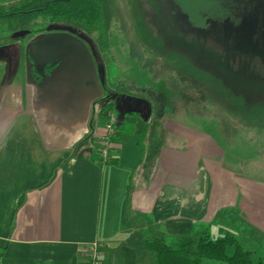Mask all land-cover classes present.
<instances>
[{"label":"crops","instance_id":"1","mask_svg":"<svg viewBox=\"0 0 264 264\" xmlns=\"http://www.w3.org/2000/svg\"><path fill=\"white\" fill-rule=\"evenodd\" d=\"M25 52L23 40L0 43V76L6 73L9 54L13 58L10 83L0 85V264H86L84 249L93 242L103 264L105 247L110 248L109 264H151L142 248L147 229L164 238L199 234L210 213L214 217L218 210L222 216V207L211 204L218 196L236 197L223 209L235 216L229 220L241 224L238 242L264 260V206L250 216L252 206L247 200L239 203V191L194 187L177 197L167 192L149 205L150 217L124 226L130 179L144 161L135 134L148 131L151 116L145 122L130 113L132 136L114 130L118 140L112 142L111 160L103 162L99 156L93 161L107 112L101 116L102 100L86 95L92 77L86 74L83 82L77 76L81 64L68 61L59 72L65 79L59 76L51 90L39 91L32 80H24ZM149 129L158 134L155 144L169 142L160 138L156 122ZM152 154L157 155L155 150ZM134 212L141 217L140 209ZM201 264L228 263L204 259Z\"/></svg>","mask_w":264,"mask_h":264},{"label":"rangeland","instance_id":"2","mask_svg":"<svg viewBox=\"0 0 264 264\" xmlns=\"http://www.w3.org/2000/svg\"><path fill=\"white\" fill-rule=\"evenodd\" d=\"M20 1L22 0L7 3ZM166 1L167 3L164 1L165 7L160 5L158 13L148 15L145 11V7L148 6L142 0H126L127 7L132 11L129 17L132 28H138L139 37H144L146 43L153 44L158 51L164 52L166 60L177 65L178 72L173 76L184 79L183 85H185L187 99H217L214 102L218 105L217 112L231 117L234 126L241 125L245 135L241 143L233 138L228 144L223 141L224 144L205 133L196 132L187 125H198L204 128L200 120L199 122L192 121L187 114H184L176 120L186 124L177 123L169 118L160 121L159 118L153 116L154 111L151 109L149 117L152 115L150 119L152 121L149 128L156 122L157 131L161 130L160 138H165L169 142H166L164 146L155 144L154 141L158 138V134L156 135L155 130L149 128L143 135L135 134L134 141L137 140L136 143L143 153L144 161L140 165L136 164L138 166L130 179L124 226L130 227L135 223L138 224L136 220L150 217L149 205L159 195L172 192L174 197H177L186 188L194 187L239 191L241 194L237 195V199H240L239 203L247 200V203L252 206V210L249 207V215L252 216L253 209L257 210L264 206V103L256 104L249 109H241V106L249 97L259 96L264 101L262 34L257 33V42L261 47L251 54L247 50L242 51V48L229 50V44H225L221 39L213 42L212 37L204 42L198 39L200 42H196L197 46L189 38L195 27L191 18L197 24L203 21L206 25L209 20L213 24L219 16L227 17L229 14L226 13L230 12V9L225 8L226 4L223 0ZM157 2L159 3L160 0ZM167 5L168 9L170 7L172 10L168 11ZM236 14L238 16V13ZM216 17L218 18L215 19ZM48 26V21L40 14L28 29L22 30L27 31L26 33H29L27 37H29L32 33L39 32ZM17 31L20 30L11 32L7 22H0V43L6 39L19 38L13 36ZM58 31H66V29L60 28ZM44 32L45 30L42 33ZM193 35L191 38H199ZM175 41L180 44H176ZM91 42L95 47V56L101 63L103 72L100 67H96V80L89 83L86 95L96 94L98 90L94 89V85L96 87L98 85L101 95L107 97L114 92L110 89V85L112 86L119 75L112 64L109 63L107 66L105 63L104 65L101 53L97 50L94 41L91 40ZM232 45L235 47L234 43ZM25 58L24 53V80L31 69V66L26 67ZM10 78L9 74L3 72L0 76V85L9 84ZM29 89L32 90L31 87ZM220 99L226 100L228 106L219 102ZM232 106L242 112H233ZM232 130L237 129L232 128ZM131 134L133 133L127 134V137L132 136ZM153 150L157 153L154 157ZM235 198L234 196L213 198L215 201L211 204L221 206L223 213L220 216L217 210L214 212V217L210 213L208 220L201 223L202 232L207 233L212 239L224 234L239 238L241 224L229 220L230 217L235 216L231 211L227 213V208L223 209V206L233 205ZM134 209H140L141 217H137ZM229 213L231 214L228 217ZM261 213L264 214V212ZM213 229L218 232H213ZM149 235L158 234L152 232ZM178 239L176 235H168L165 238L167 243L176 242ZM111 246L109 244V247ZM109 249L106 247L103 249L106 264H109ZM232 251L233 248L230 247L228 252ZM255 257L261 258L257 254Z\"/></svg>","mask_w":264,"mask_h":264},{"label":"trees","instance_id":"3","mask_svg":"<svg viewBox=\"0 0 264 264\" xmlns=\"http://www.w3.org/2000/svg\"><path fill=\"white\" fill-rule=\"evenodd\" d=\"M164 1L167 3L166 0H160L159 3L157 0H142L148 6L145 7L148 15L158 13L160 5L165 7ZM223 2L226 4L225 8L230 9V12L226 13L229 15L216 17L215 19H218L213 24L209 20L206 25L203 21L197 24L191 18L195 27L191 31L192 36L189 33V38L197 46L196 42H200L201 39V42H204L212 37L213 42L221 39L225 44H229V50L242 48V51L247 50L250 54L256 52L261 47L257 42V33L262 34L261 40L264 45V31L259 26L260 18L257 16L254 19L247 16L242 18L236 16V13H248L249 8H252L251 10L256 14H264V0H223ZM169 10L172 9L169 7ZM130 13L132 11L127 7L126 0H22L7 4L0 3V22H7L11 32L29 27L33 20L42 14L48 22L72 26L91 37L101 53L104 65L112 64L119 75L112 86L110 85L113 93L148 100L156 118L166 117L177 123L186 124L176 118L187 114L192 121L200 120L205 126L201 128L198 125L187 124L194 130L222 143L228 144L233 138L241 143L245 132L241 129V125L238 127L233 125L231 117L217 112L218 105L214 103L217 99H187L184 79L173 76L178 72L177 65L166 60L163 51H158L153 44L146 43L144 37H139L138 28L133 29L131 26ZM193 34L199 38H191ZM175 43L180 44L177 41ZM98 98L102 100L101 116H104V112L117 114L113 99L101 95V91ZM219 102L228 106L226 100L220 99ZM260 103L264 101L259 96L249 97L241 109H249ZM232 110L242 112L233 106ZM129 115L126 114L123 120L115 122L114 130L122 134L132 133L134 126L132 122L127 121ZM113 136L110 138V157L105 162L111 160L112 142L118 140L117 136ZM99 146L94 150L93 161L99 159ZM149 234L150 231L147 229L142 248L150 255L151 264H201L204 259L228 264H264L262 258L257 259L230 234L212 239L207 233L202 232L185 235L173 243H167L162 235L148 237ZM230 247L233 248L231 253L228 252ZM3 251L4 246H0V257Z\"/></svg>","mask_w":264,"mask_h":264},{"label":"water","instance_id":"4","mask_svg":"<svg viewBox=\"0 0 264 264\" xmlns=\"http://www.w3.org/2000/svg\"><path fill=\"white\" fill-rule=\"evenodd\" d=\"M60 28L66 29V31H58ZM47 31V33L32 39L25 46L26 67L30 68L31 66V69L42 77L43 82L47 80V83L42 85L33 81L39 91L51 90L50 85H53L55 80L59 79V76L65 79L63 73L59 72L63 67L62 65H65L68 61L81 64L82 68L77 70V76L79 79L83 77V82L86 74L92 77L91 80L96 79V67H100L103 72V67L95 56V47L91 42V37L69 25L51 24L47 27ZM26 32L20 30L14 33L13 36L22 37ZM47 65L51 67L49 74L44 73V67ZM72 70H76V68L73 67ZM64 74L66 78L69 77L67 71ZM27 78L31 80L30 73H27ZM50 80L51 82L48 86ZM42 86L45 87L43 88ZM94 89H97L98 92L93 94V96L98 97L100 95L98 85L97 87L94 85ZM106 98H111L115 102L117 110L116 122L123 120L126 114L130 113H138L143 120L149 118L152 106L146 99L132 95H118L116 93H111Z\"/></svg>","mask_w":264,"mask_h":264},{"label":"built area","instance_id":"5","mask_svg":"<svg viewBox=\"0 0 264 264\" xmlns=\"http://www.w3.org/2000/svg\"><path fill=\"white\" fill-rule=\"evenodd\" d=\"M105 134L102 136L99 146V156L101 161L105 162L109 159V151L111 147V136L114 132V123L116 122V115L106 113ZM84 256L86 264H103L101 252L97 243L93 242L86 245L84 249Z\"/></svg>","mask_w":264,"mask_h":264},{"label":"flooded vegetation","instance_id":"6","mask_svg":"<svg viewBox=\"0 0 264 264\" xmlns=\"http://www.w3.org/2000/svg\"><path fill=\"white\" fill-rule=\"evenodd\" d=\"M252 8H249V12L247 13H240V14H238V17H248V18H256V16L258 17V18H260V24H261V30H263L264 31V14L263 13H259V14H256V12L254 11V10H251ZM51 24H53V25H65V24H61V23H57V22H48V25H51ZM29 27H27V28H24L23 30H25V29H28ZM46 28V27H45ZM45 28H43V30H45V32L44 33H42L43 32V30H41V31H39V32H35V33H32L31 34V36H29V37H27L28 35H29V33L27 34H25V35H23V37H19V38H14V39H9V41L10 42H12V41H21V40H23V42H24V48H25V46H26V44L28 43V42H30L32 39H34L35 37H37V36H40V35H42V34H45V33H47L48 31H47V28L45 29ZM18 30H22V29H18ZM53 31V30H52ZM50 32V31H49ZM10 48H11V46L10 47H8L7 49H9L10 50ZM12 59L13 58H11V56H10V54H9V57L7 58V70H6V73L5 74H9L10 73V71H11V61H12ZM11 60V61H10ZM19 63H20V60H19ZM23 63H24V56H23ZM50 71H51V67L49 66V65H47V66H45L44 67V73L45 74H49L50 73ZM30 75H31V80L32 81H34V82H36L37 84H40V85H42V84H46L47 83V80L46 81H42V77L36 72V71H33L32 69H30ZM50 82H51V80L48 82V86H49V84H50ZM87 82H89V80L87 81Z\"/></svg>","mask_w":264,"mask_h":264}]
</instances>
